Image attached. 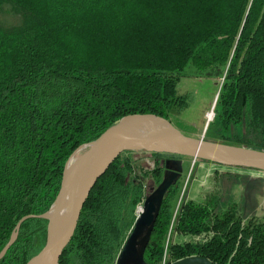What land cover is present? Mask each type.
Masks as SVG:
<instances>
[{"label":"trees","instance_id":"1","mask_svg":"<svg viewBox=\"0 0 264 264\" xmlns=\"http://www.w3.org/2000/svg\"><path fill=\"white\" fill-rule=\"evenodd\" d=\"M2 3L22 19L0 25V250L22 216L49 208L78 146L127 114L170 121L181 114L191 99L180 84L188 67L222 79L214 118L224 128L264 138V0ZM130 152L97 179L59 264H115L129 235L125 219L133 227L146 195ZM179 192L177 181L161 202L147 263L197 255L215 264H264V218L244 219L235 202L224 209L218 197L194 201ZM46 224L23 221L0 264L35 255Z\"/></svg>","mask_w":264,"mask_h":264},{"label":"water","instance_id":"2","mask_svg":"<svg viewBox=\"0 0 264 264\" xmlns=\"http://www.w3.org/2000/svg\"><path fill=\"white\" fill-rule=\"evenodd\" d=\"M208 122L205 124L207 127ZM124 151H146L177 156L166 160L162 179L144 197L131 232L120 249L115 264H149L144 252L169 187L183 170L184 158L264 171V149L229 144L219 140L183 133L169 119L153 113L124 115L109 125L97 138L81 144L65 163L60 188L49 208L41 214H27L16 223L0 250V259L17 238L20 226L28 218L45 219L46 239L43 247L24 264H59L71 241L83 205L96 183L111 163ZM160 264H215L205 257L190 255Z\"/></svg>","mask_w":264,"mask_h":264},{"label":"rangeland","instance_id":"3","mask_svg":"<svg viewBox=\"0 0 264 264\" xmlns=\"http://www.w3.org/2000/svg\"><path fill=\"white\" fill-rule=\"evenodd\" d=\"M21 19V14L16 12L11 4H0L1 26L11 27L19 25ZM185 75L181 79L180 84L183 86V90H188L191 93V99L189 106L181 114L172 117L171 122L177 128L183 133L195 137L203 135L207 139L236 145L248 146L247 143H252L257 148L264 149V138L255 133L246 134L243 127L234 124L224 128L223 123L219 119L216 120L214 118L216 117L215 106L220 92L221 78L208 73L199 76L192 67L186 69ZM211 110H213L212 120L204 129L207 113ZM239 134L249 138L250 142L245 140L238 143L235 136ZM121 156L127 155L122 154ZM130 156L132 161H134V174L142 179L143 189L145 194H147L160 182H157L156 178L160 177L162 179L163 169L161 161L173 155L160 153L155 156L153 153L146 151H131ZM153 169H157V176H154V179L151 174ZM178 183L180 184L179 197H182L185 193V199L205 201L208 197L214 196L218 197L217 199L224 209L235 202L238 212L241 213L244 219L251 216L264 218V171L224 166L186 157L184 158L183 170ZM142 202L137 205L135 214ZM130 222L129 218L125 219L124 234H129L132 228ZM183 238L189 239V236ZM183 238L177 235L174 236L175 241Z\"/></svg>","mask_w":264,"mask_h":264},{"label":"flooded vegetation","instance_id":"4","mask_svg":"<svg viewBox=\"0 0 264 264\" xmlns=\"http://www.w3.org/2000/svg\"><path fill=\"white\" fill-rule=\"evenodd\" d=\"M176 157H174V155H173L172 157H167V158H165V159H163L161 161V166H162L163 171L165 170V162H166V160L173 159V158H176Z\"/></svg>","mask_w":264,"mask_h":264},{"label":"bare ground","instance_id":"5","mask_svg":"<svg viewBox=\"0 0 264 264\" xmlns=\"http://www.w3.org/2000/svg\"><path fill=\"white\" fill-rule=\"evenodd\" d=\"M212 117H213V110H211L207 113V121L206 122L209 123L212 120Z\"/></svg>","mask_w":264,"mask_h":264},{"label":"built area","instance_id":"6","mask_svg":"<svg viewBox=\"0 0 264 264\" xmlns=\"http://www.w3.org/2000/svg\"><path fill=\"white\" fill-rule=\"evenodd\" d=\"M139 207H141V206H139ZM201 236H206L205 234H203V235H201ZM162 263H164V262H162Z\"/></svg>","mask_w":264,"mask_h":264}]
</instances>
